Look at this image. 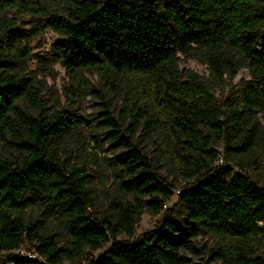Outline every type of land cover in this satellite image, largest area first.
I'll list each match as a JSON object with an SVG mask.
<instances>
[{
  "label": "trees",
  "instance_id": "trees-1",
  "mask_svg": "<svg viewBox=\"0 0 264 264\" xmlns=\"http://www.w3.org/2000/svg\"><path fill=\"white\" fill-rule=\"evenodd\" d=\"M64 1L59 9L53 0H0V16L7 10L42 14L44 21L36 27L59 36L56 59L73 77L95 68L147 82V103L136 105L128 130L104 101L110 128L105 135L133 201L120 204L114 220L93 215L87 174L59 154L79 120L66 111L36 116L19 106L34 94L28 77L16 71L19 58H30L31 52L22 48L27 34L6 26L0 32V128L21 157H0V258L7 253L0 264H62L86 248L107 245L84 264H203L190 257H201L196 239L203 233L228 244L218 256L230 264H264L255 251L264 239V185L216 164L219 152L208 134H222L237 156L248 155L256 145L258 114L264 117V0ZM196 50H202L211 77L220 83L249 70L251 78L241 81L227 107L217 102L206 79L180 67L181 57L188 59ZM151 110L165 120L170 150L188 181L178 194L185 217L180 222L166 212L156 228L118 240L123 234L135 236L145 208L160 213L172 198V185L156 174L134 140L138 125L150 135L156 131L158 118L148 115ZM39 200L66 218L70 246H60L40 220L26 223L16 215ZM25 243L38 257L13 253Z\"/></svg>",
  "mask_w": 264,
  "mask_h": 264
},
{
  "label": "rangeland",
  "instance_id": "rangeland-1",
  "mask_svg": "<svg viewBox=\"0 0 264 264\" xmlns=\"http://www.w3.org/2000/svg\"><path fill=\"white\" fill-rule=\"evenodd\" d=\"M53 6L63 9L64 0H53ZM49 6V5H47ZM50 7V6H49ZM44 21L42 14H26L7 10L0 16V32L6 26H14L27 34L22 48L31 52V57L21 56L17 61L16 71L21 76H27L34 94L24 97L18 104L28 109L34 115L47 111L53 115L59 111H66L79 122L71 134L59 146V154L63 159L69 158L72 165L83 168L89 179L88 186L92 191L94 205L91 208L93 215L100 221L114 220L117 217L119 205L123 202H132L133 196L122 185V172L114 166V148L110 145L105 131L109 130L104 122L108 113L104 101L110 106V113L122 127L128 130L133 127L132 114L136 105L147 103L149 86L141 79L120 76L112 71L103 69H83L76 77L70 75L66 68L56 59L55 42L58 35L50 28H37ZM37 26V27H36ZM45 62H47L45 64ZM180 67L186 68L206 79L211 93L223 108L231 96H235L240 89L243 79L251 78L248 69H241L239 73L220 83L211 77L205 55L202 50H196L188 59L181 57ZM46 107V110L42 108ZM158 118L157 129L149 134L143 124L136 126L134 140L136 146L145 157L154 165V171L160 175L168 185H172V198L164 205L160 213H153L145 208L136 227L134 237L125 234L118 240H133L145 232L156 228L164 217L170 213L178 221L185 217L184 207L179 204V191L188 184L180 172L170 150L169 135L165 120L151 110L148 114ZM258 138L253 150L246 156L234 155L226 148V141L222 134L208 130L210 146L219 152L216 164L228 165L235 170L247 174L251 180L264 185V117L258 114ZM129 133V131H127ZM10 135L7 130L0 128V157L17 160L21 153L15 150L8 142ZM99 137L100 141H96ZM26 223L40 220L46 233L53 235L60 246H70L71 236L67 230V220L57 213L54 207L47 205L46 200L37 203L16 213ZM196 245L202 252L201 257L190 254L196 263L203 264H230L219 258L218 253L226 250L228 244L218 236L203 233L196 239ZM109 245L99 250L86 248L84 253L74 261H64L62 264H84L90 259L98 258ZM221 248V249H220ZM256 253L264 257V239L255 245ZM22 252L38 257L34 248L25 243ZM16 253V252H13ZM6 252L0 258L6 257Z\"/></svg>",
  "mask_w": 264,
  "mask_h": 264
},
{
  "label": "built area",
  "instance_id": "built-area-1",
  "mask_svg": "<svg viewBox=\"0 0 264 264\" xmlns=\"http://www.w3.org/2000/svg\"><path fill=\"white\" fill-rule=\"evenodd\" d=\"M22 249H23V248H22ZM22 249L16 251V253L20 254L21 256H27V257H30V258H31V257H36V256H32V255H30V254H26V253L22 252Z\"/></svg>",
  "mask_w": 264,
  "mask_h": 264
}]
</instances>
